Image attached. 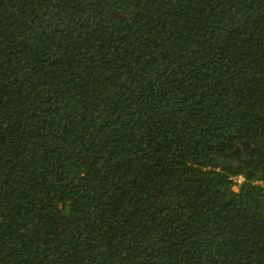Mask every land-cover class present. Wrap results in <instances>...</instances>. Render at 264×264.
<instances>
[{
    "label": "trees",
    "instance_id": "1",
    "mask_svg": "<svg viewBox=\"0 0 264 264\" xmlns=\"http://www.w3.org/2000/svg\"><path fill=\"white\" fill-rule=\"evenodd\" d=\"M0 264H264V0H0Z\"/></svg>",
    "mask_w": 264,
    "mask_h": 264
},
{
    "label": "clouds",
    "instance_id": "2",
    "mask_svg": "<svg viewBox=\"0 0 264 264\" xmlns=\"http://www.w3.org/2000/svg\"><path fill=\"white\" fill-rule=\"evenodd\" d=\"M237 182L241 183V182H242V179H241V178H239V179L237 180Z\"/></svg>",
    "mask_w": 264,
    "mask_h": 264
}]
</instances>
